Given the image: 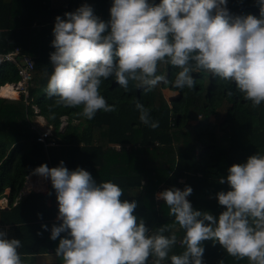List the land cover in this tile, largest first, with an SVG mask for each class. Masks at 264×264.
Here are the masks:
<instances>
[{
  "label": "clouds",
  "instance_id": "clouds-1",
  "mask_svg": "<svg viewBox=\"0 0 264 264\" xmlns=\"http://www.w3.org/2000/svg\"><path fill=\"white\" fill-rule=\"evenodd\" d=\"M254 3L259 16L232 15L227 0H112L107 22L84 4L66 12V19L55 18L45 93L58 106L82 107L78 115L91 120L100 110H116L100 94L103 81L111 77L125 91L129 80L137 81V87L151 91L168 83L157 74L166 64L179 69L172 82L178 90L194 89L191 73L203 69L234 84L245 101L259 107L264 103V0ZM136 108L143 124L159 126L142 104ZM31 172L50 179L55 190L60 223L52 226L50 239L59 238L55 253L63 264H148L150 257L153 264H203V242L209 240L232 257L264 264V155L230 165L227 176L219 178L229 190L216 193L224 209L218 217L193 209L190 186L157 193L184 231V251L171 256L175 233L165 235L167 225L150 233L135 215L137 202L121 199L119 185L97 184L88 171H70L63 161ZM19 247V239L0 231V264H23Z\"/></svg>",
  "mask_w": 264,
  "mask_h": 264
},
{
  "label": "trees",
  "instance_id": "trees-1",
  "mask_svg": "<svg viewBox=\"0 0 264 264\" xmlns=\"http://www.w3.org/2000/svg\"><path fill=\"white\" fill-rule=\"evenodd\" d=\"M84 4L101 20H109L112 0H0V53L18 47L21 54L33 59L35 68L34 85L26 97L0 96V195L5 193L8 200L7 207L0 210V226L9 230L7 238L21 241L20 256L55 253L59 238L50 239V232L60 221L53 220L55 208L46 205L48 197L51 202L56 197L52 184L46 195L30 191L24 198H16L31 169L41 164L57 167L63 161L70 171L77 167L88 171L97 184L111 181L119 185L124 190L121 199L137 202L135 215L143 218L150 233L162 225L168 228L165 235L175 233L177 242L169 256L181 254L184 231L157 193L190 186L193 191L187 199L193 209L218 217L224 209L216 193L229 190L219 178L227 176L230 165L244 163L250 155H264V103L253 108L234 84L203 69L191 73L196 80L194 89L178 90L172 82L179 69L161 64L157 74L164 75L168 83L151 91L137 87V81L129 80L126 91L111 77L103 81L99 91L115 106L113 112L100 110L88 120L78 115L82 107L56 105L55 98L45 93L52 71L50 53L55 51L51 44L55 18L66 19V12ZM227 8L232 15L259 16L254 0H227ZM18 78L14 64L0 63V86ZM165 90L179 93L167 97ZM137 103L148 110L150 120L159 122L156 129L140 121ZM221 111V119L211 120ZM35 114L52 127L57 145L37 141L38 130L32 127ZM63 115L67 124L59 130ZM216 127L224 133L223 146L217 141ZM110 135L127 136L130 143L117 149L109 143ZM60 235L66 237L67 233ZM203 247V264H249L247 258L232 257L210 240Z\"/></svg>",
  "mask_w": 264,
  "mask_h": 264
},
{
  "label": "built area",
  "instance_id": "built-area-1",
  "mask_svg": "<svg viewBox=\"0 0 264 264\" xmlns=\"http://www.w3.org/2000/svg\"><path fill=\"white\" fill-rule=\"evenodd\" d=\"M6 61L16 66L17 75L19 76L18 80L12 82L11 85L17 91L18 96L23 94L24 97H26L29 87L34 85L35 68L33 59L29 55L21 54L19 48L15 47L11 51L0 53V63ZM66 124L67 116L63 115L60 118L59 130H63ZM36 139L39 142H43L45 146H54L57 145L58 137L53 135L52 127H47L42 131H38ZM113 147L118 149L120 146ZM7 205V196L5 193H3L0 195V210L7 207ZM55 209L58 213V202L55 204Z\"/></svg>",
  "mask_w": 264,
  "mask_h": 264
},
{
  "label": "crops",
  "instance_id": "crops-1",
  "mask_svg": "<svg viewBox=\"0 0 264 264\" xmlns=\"http://www.w3.org/2000/svg\"><path fill=\"white\" fill-rule=\"evenodd\" d=\"M15 96H17V94ZM37 117L38 118H36V120L33 119L32 127L34 129L40 131L41 130L40 129V126L42 124H41V121L39 119L40 118H43V117L40 116V115H38ZM42 180H43L42 183H39V184H36L35 181L32 183V182H27V180H25L24 185L21 188V190L19 191L16 200H19V199L24 198L30 192L28 190L27 191H24L25 190V187H27V185L28 186H32L33 189L37 185H42V190H40L41 191L40 193L41 194H45V195L48 194V184H47V186H43V184L45 183V178H43ZM50 184H51V182H50ZM31 191H34V190H31ZM53 203L54 204L57 203L56 197H55V199H54L53 202H51V199L48 197L47 202H46V205H48V206H51L52 205L55 208V205H53ZM53 220H58V218H57V211H56V215L53 218ZM0 231H4L6 233V236L9 234V230H7V227H1L0 226ZM40 256L42 257L41 259H43V260H34V258L40 257ZM21 260H22L23 264H25V263H44V262H62V259H60V258H58L56 256V253H49V252L48 253H42V254H35V255H23V256H21Z\"/></svg>",
  "mask_w": 264,
  "mask_h": 264
},
{
  "label": "rangeland",
  "instance_id": "rangeland-1",
  "mask_svg": "<svg viewBox=\"0 0 264 264\" xmlns=\"http://www.w3.org/2000/svg\"><path fill=\"white\" fill-rule=\"evenodd\" d=\"M52 68H53V65H52ZM165 94H166L167 97H171V96H175L176 95L175 92H171L169 90H165ZM17 97H18V94H17V96H15V98H17ZM33 108H34L35 111H37V108L35 106ZM222 115H223V112L221 111V113L219 114V116L216 117V119L214 118V116H212L211 120H215L217 122L219 119H221ZM37 116L38 115L35 114L32 117V119L36 120V118H38ZM39 120L41 121V124H42L40 126L41 131L44 130L45 128H47V127H51L50 125H47L46 121L43 118H40ZM216 135H217L216 137H217V141H218L219 145L220 146L225 145L226 144V140H225V137H224V133L222 132V130L219 127H216ZM108 141L113 146H121L122 144H124V145L129 144L130 143V138L127 137V136L110 135L109 138H108ZM54 151H55V148L50 149V154L52 155V153ZM50 182H51L50 179L45 178V183L43 182L44 183L43 186H47V184L49 185ZM27 190L28 191H31V190L35 191L36 190L35 192H41L40 190H42V185H37V186L34 187V189H33L32 186H28L27 185V187H25L24 191H27ZM131 192H133V191H131ZM53 205H55V204L53 203ZM41 258H42L41 256L40 257H36V258H34V260H43Z\"/></svg>",
  "mask_w": 264,
  "mask_h": 264
},
{
  "label": "bare ground",
  "instance_id": "bare-ground-1",
  "mask_svg": "<svg viewBox=\"0 0 264 264\" xmlns=\"http://www.w3.org/2000/svg\"><path fill=\"white\" fill-rule=\"evenodd\" d=\"M16 94H18V93L15 90V88L11 85V83H7V84H4V85L0 86V96L12 98V97H15ZM43 178L44 177H40V176L32 174V172H30L26 176L27 182H32L33 183L35 181V182H37V184L42 183V181H43L42 179Z\"/></svg>",
  "mask_w": 264,
  "mask_h": 264
}]
</instances>
